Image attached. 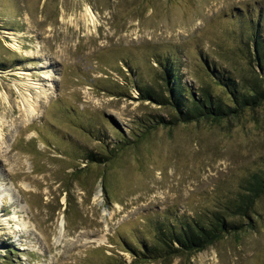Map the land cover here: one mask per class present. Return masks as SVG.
Returning <instances> with one entry per match:
<instances>
[{
  "label": "rangeland",
  "instance_id": "obj_1",
  "mask_svg": "<svg viewBox=\"0 0 264 264\" xmlns=\"http://www.w3.org/2000/svg\"><path fill=\"white\" fill-rule=\"evenodd\" d=\"M259 11L264 0H0V264H160L132 262L119 237L213 210L264 169V107L145 133L167 114L137 91H164L156 61L173 58L195 92L200 53L223 63L238 16ZM89 152L110 160L82 171ZM250 219L171 264H264V195Z\"/></svg>",
  "mask_w": 264,
  "mask_h": 264
},
{
  "label": "trees",
  "instance_id": "obj_2",
  "mask_svg": "<svg viewBox=\"0 0 264 264\" xmlns=\"http://www.w3.org/2000/svg\"><path fill=\"white\" fill-rule=\"evenodd\" d=\"M260 12L257 19L249 14L238 16L241 28L236 39L237 48L233 54L224 57L223 63L200 53V71L191 77L198 81L206 77L207 80L204 79L205 83L195 92L178 77L173 58L156 61L162 70L164 91L144 86L138 87L137 91L140 100L155 103L165 109L167 115L151 116L143 129L145 133L194 121L216 122L236 118L244 111L264 107V14ZM236 56L244 61L246 67L234 66L233 63L238 62ZM120 139L117 147L114 145L110 150L111 157L125 144ZM81 160L83 171L91 164L103 165L110 159L89 152ZM239 186L233 197L213 210L194 216L161 217L151 222L144 234L133 232V240L119 237L123 251L131 255L134 263L171 264L176 257L202 251L226 235L251 228L253 207L264 195V169L242 178ZM8 253L12 252L8 250ZM105 264H126V261L113 257Z\"/></svg>",
  "mask_w": 264,
  "mask_h": 264
},
{
  "label": "bare ground",
  "instance_id": "obj_3",
  "mask_svg": "<svg viewBox=\"0 0 264 264\" xmlns=\"http://www.w3.org/2000/svg\"><path fill=\"white\" fill-rule=\"evenodd\" d=\"M81 17H82L83 20H85L86 23H88V24H94L95 16H94V14H93V12H92V10H91L90 7L85 6L83 8V12L81 14ZM11 46L14 49H18L19 48V46H17L15 43L14 44H11ZM26 109H28L29 110V113L31 114V113L34 112V109L35 108H33L30 104L27 103ZM14 202H15V200H14ZM60 229L61 230L63 229V223H62V221L60 223ZM61 232L62 231H60V234H61Z\"/></svg>",
  "mask_w": 264,
  "mask_h": 264
}]
</instances>
